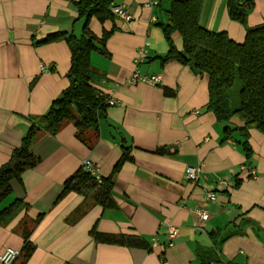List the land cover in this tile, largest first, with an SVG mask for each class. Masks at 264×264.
Masks as SVG:
<instances>
[{
	"label": "crops",
	"instance_id": "0c3cea01",
	"mask_svg": "<svg viewBox=\"0 0 264 264\" xmlns=\"http://www.w3.org/2000/svg\"><path fill=\"white\" fill-rule=\"evenodd\" d=\"M76 1L0 0V167L69 86L67 42H39L57 33L81 36L84 21ZM153 1L117 0L133 14L130 22L115 15L104 24L91 19L89 28L98 37L114 30L104 52H92L91 64L100 73L94 87L116 104L107 107L91 145L77 137L70 122L56 135L40 132L32 148L40 163L13 182L12 194L0 206L16 199L24 203L7 226L0 225V254L8 248L21 251L24 239L16 230L42 215L26 264H264V134L250 129V158L240 131L225 138L226 124L207 109L208 77L165 59L169 44L156 24ZM227 1L205 0L201 23L242 43L246 27L230 18ZM161 18L166 19L164 12ZM263 23L264 0H255L247 27ZM147 43L148 58L137 64V50ZM175 46L183 49L182 38ZM135 71L159 75L161 84L126 85ZM242 126L232 119L231 127ZM128 149L132 159L114 173ZM85 161L98 176L112 177L115 208L103 209L75 192L59 199L65 181ZM188 167L201 169L199 185L186 178ZM210 192L215 201L207 199ZM204 210L207 220L201 218ZM169 225L179 229L173 246ZM94 227L139 236L147 246L96 242L90 234Z\"/></svg>",
	"mask_w": 264,
	"mask_h": 264
},
{
	"label": "trees",
	"instance_id": "16d2710c",
	"mask_svg": "<svg viewBox=\"0 0 264 264\" xmlns=\"http://www.w3.org/2000/svg\"><path fill=\"white\" fill-rule=\"evenodd\" d=\"M166 1V9L162 5L163 0H159L156 5V24L161 27L169 44L165 59H175L190 67L195 74L208 77L207 109L216 116L218 122L226 124V139L231 137L233 131H240L245 138L243 149L250 158L253 154L249 143L250 129H257L264 134V23L247 27V18L255 7V0L227 1L230 18L246 27V37L242 43L234 41L226 32L212 31L202 25L205 0ZM116 3L117 0L76 1L79 18L84 21L81 36L57 33L39 42H67L71 50V66L67 75L69 86L52 103L50 109L32 123L21 145L13 150L10 160L0 167V206L12 194L13 182H21L23 173L40 163V158L33 153L32 148L41 131L56 135L64 124L70 122L77 128V137L85 144L91 145L99 137L100 121L106 118L109 105L107 97L93 85L100 78V73L91 64V54L97 50L104 52L106 42L114 30L104 31L103 36L98 37L90 30L89 23L93 17L102 24L113 21L115 17L111 7ZM162 12L166 14L165 20L161 18ZM177 37L182 38V50L175 46ZM237 82H240L239 99L235 96ZM234 118L240 119L244 126L231 127ZM90 132L92 135L86 137ZM157 153H163V150L159 149ZM131 159L129 149L125 150L114 168V173ZM113 186L112 177H97L82 166L65 181L59 199L75 192L103 209H113L117 206L113 197ZM23 207V201L16 199L2 208L0 225L7 226ZM79 212L80 209L77 213ZM75 216L73 218L76 219ZM41 217L42 215L34 221L21 223L19 231L24 245L19 257L24 259L23 264L29 261L35 251L31 235ZM29 223H32V227ZM90 234L99 243L127 247L147 246L143 238L135 235L102 233L96 227Z\"/></svg>",
	"mask_w": 264,
	"mask_h": 264
},
{
	"label": "built area",
	"instance_id": "2783aa9c",
	"mask_svg": "<svg viewBox=\"0 0 264 264\" xmlns=\"http://www.w3.org/2000/svg\"><path fill=\"white\" fill-rule=\"evenodd\" d=\"M153 6H156L158 4V0L153 1ZM112 13L123 20L124 22H130L134 19L133 14L126 9L124 6L115 4L111 7ZM148 43L144 46H141L137 50V57H136V63L141 64L148 58ZM162 78L159 75H141L138 71H135L132 76L125 82L126 85H137L139 83H145L149 85L158 86L161 84ZM108 105H115L116 102L112 99H107ZM83 166L91 172V174L97 175V168L89 161H85ZM200 172L201 169L197 167H188L185 173L186 178L193 184V185H199L200 181ZM216 193L210 192L207 194V199L209 201H215L216 200ZM201 218L202 220H207L209 218V214L207 211L201 212ZM179 234V229L176 226L169 225L167 229V235L169 237V246L174 245V239L177 238ZM158 240L156 238L153 239V245H157ZM20 256V250H16L13 248H8L3 253L0 254V262L2 264H14V262L17 260V258Z\"/></svg>",
	"mask_w": 264,
	"mask_h": 264
},
{
	"label": "rangeland",
	"instance_id": "374dc122",
	"mask_svg": "<svg viewBox=\"0 0 264 264\" xmlns=\"http://www.w3.org/2000/svg\"><path fill=\"white\" fill-rule=\"evenodd\" d=\"M167 6H168V2L166 0H164V2H163L164 9L168 8ZM239 91H240V82H237V87L235 88L236 99H239ZM29 225L32 227V223H29ZM16 231L20 234L19 230H16ZM18 262H19L18 264H23L24 263V259L21 257Z\"/></svg>",
	"mask_w": 264,
	"mask_h": 264
}]
</instances>
